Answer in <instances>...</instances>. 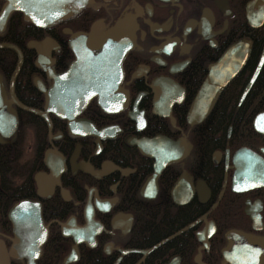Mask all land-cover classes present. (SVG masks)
Here are the masks:
<instances>
[{
  "label": "flooded vegetation",
  "instance_id": "obj_1",
  "mask_svg": "<svg viewBox=\"0 0 264 264\" xmlns=\"http://www.w3.org/2000/svg\"><path fill=\"white\" fill-rule=\"evenodd\" d=\"M12 19L30 24L12 11L0 34ZM95 23L100 30L120 27L119 93L105 95L122 102L117 111L92 97L75 117L80 134H72L66 119L48 113L49 126L17 106L43 110L35 78L48 88L50 72L65 71L75 58L70 32L87 33ZM35 28L37 35L19 45L7 42L22 54L13 97L17 54L0 48L12 53L0 55V75L17 114L14 133L0 134L9 154L2 184L18 191L0 184V251L14 237L9 208L30 199L39 202L46 229L35 264H264V131L254 125L264 112V61L242 97L264 55V0H89L74 15ZM44 38L51 43L40 67L27 41ZM236 43L248 48L244 64L203 119L189 122L209 66ZM211 111L223 123L215 119L219 127L203 144ZM153 138L183 149L158 171L155 158L137 146ZM36 173L47 177L44 190ZM27 262L9 257V264Z\"/></svg>",
  "mask_w": 264,
  "mask_h": 264
},
{
  "label": "water",
  "instance_id": "obj_2",
  "mask_svg": "<svg viewBox=\"0 0 264 264\" xmlns=\"http://www.w3.org/2000/svg\"><path fill=\"white\" fill-rule=\"evenodd\" d=\"M88 2L89 0H5L0 8V32L5 29L12 11H20L23 19L36 27H48L63 18L74 15ZM119 28V26H114L108 30H100L95 23L87 33L70 32L69 46L75 58L69 67L58 74L49 71L53 82L48 88H44L35 78V86L44 94L43 110L24 106L15 100L16 105L38 114L49 126L48 113L66 119L68 130L72 134H80L79 131L83 127L81 121L75 117L92 97L97 96L98 105L105 111H117L116 109L121 106L122 102H114L106 98L105 95L109 92L114 95L119 93L116 83L121 74L120 62L125 54L124 48L118 44ZM50 43L49 38L40 41H27V46L38 53L36 65L43 67L47 63L45 54ZM3 47L13 49L17 54V63L9 85V92L13 97L12 82L22 64V54L19 48L11 43L0 42V48ZM247 54L248 48L236 43L216 64L209 66L208 73L189 107L187 113L189 122H198L203 119L212 107L218 93L240 70ZM263 61L264 55L260 57L242 97L251 87ZM263 122L264 112L255 117L254 125L258 130L264 131ZM16 126V110L12 107L11 101L6 98L0 75V134L10 136L14 133ZM90 133L98 134L94 127ZM155 143H159L161 146L160 151L153 147ZM137 146L144 154L155 158L157 171L164 163L177 159L183 152L178 143L166 144L157 138L138 141ZM45 178L47 177L35 174L36 184L41 190H44ZM52 186L53 184H51V188ZM177 186L178 182L174 185L173 192ZM8 217L12 223L14 237L9 250L0 251V264H9V257L20 258L23 256L27 257V264H35L34 258L37 256V250L46 237V229L41 221L39 202L21 199L9 208Z\"/></svg>",
  "mask_w": 264,
  "mask_h": 264
},
{
  "label": "trees",
  "instance_id": "obj_3",
  "mask_svg": "<svg viewBox=\"0 0 264 264\" xmlns=\"http://www.w3.org/2000/svg\"><path fill=\"white\" fill-rule=\"evenodd\" d=\"M37 35V30L34 26H32L31 24H25V25H18L16 23L13 22V19L10 21V23L7 26V30L5 32H3L2 34H0V41L4 40L6 42H16L18 43L19 41H24L27 38H30L32 36H36ZM19 45V43H18ZM10 52L9 50H0V55ZM11 53V52H10ZM12 54V53H11ZM14 57V56H13ZM216 114H214V111L209 114L208 116V122L205 123L202 126V132H201V137H202V142L203 144L207 143L209 141V139L211 137H213L215 135V129L217 127H219L217 125V127L215 128V119L217 122L219 123H223L222 119L219 117H215ZM215 117V118H214ZM214 118V120H212ZM215 122V123H214ZM1 145V144H0ZM7 153V152H6ZM9 155V154H8ZM3 153L2 147L0 146V184H2V179H3V167L5 165V163H8V157ZM2 189L5 190L7 192L10 191V193H17L18 191L16 189H8L7 187H5L4 183L2 184Z\"/></svg>",
  "mask_w": 264,
  "mask_h": 264
},
{
  "label": "rangeland",
  "instance_id": "obj_4",
  "mask_svg": "<svg viewBox=\"0 0 264 264\" xmlns=\"http://www.w3.org/2000/svg\"><path fill=\"white\" fill-rule=\"evenodd\" d=\"M28 142L31 143L30 140H28ZM28 154H29L28 150L27 151L25 150V155H28Z\"/></svg>",
  "mask_w": 264,
  "mask_h": 264
},
{
  "label": "snow or ice",
  "instance_id": "obj_5",
  "mask_svg": "<svg viewBox=\"0 0 264 264\" xmlns=\"http://www.w3.org/2000/svg\"><path fill=\"white\" fill-rule=\"evenodd\" d=\"M82 6V5H81Z\"/></svg>",
  "mask_w": 264,
  "mask_h": 264
}]
</instances>
